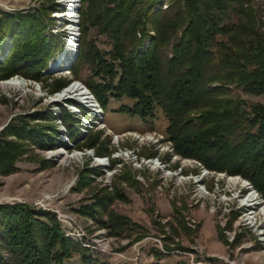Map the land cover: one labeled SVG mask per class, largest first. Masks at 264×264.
<instances>
[{"label":"trees","instance_id":"trees-1","mask_svg":"<svg viewBox=\"0 0 264 264\" xmlns=\"http://www.w3.org/2000/svg\"><path fill=\"white\" fill-rule=\"evenodd\" d=\"M249 1L168 0L163 8L165 0H79V40L68 68L71 77L53 78L50 91L78 80L102 111L110 99L127 97L133 103L118 110L151 124L160 109L165 139L177 153L209 169L240 174L264 197V103L247 104L230 95L232 85L264 95V34L257 33L254 12L244 6ZM41 13L0 9V54L6 40L11 45L0 62V79L13 74L50 78L42 71L56 49L45 34L51 22ZM91 28L104 36L109 48L99 47L89 36ZM47 33L52 36L49 29ZM63 110L70 141L103 154L102 131L88 132L78 142L81 122ZM40 114L28 117L39 119ZM26 127L10 121L2 128L1 135H14L16 141H0L1 174L14 170L12 163L22 153L16 149L28 136L40 148L54 144L46 131L30 128L27 133ZM122 176L127 178L126 173ZM114 195L127 200L114 185V194H95L78 211L110 234L122 236L131 221L109 207ZM143 237L141 233L134 239ZM73 254L84 264H94L88 249L62 235L51 212L0 204V264H65Z\"/></svg>","mask_w":264,"mask_h":264},{"label":"rangeland","instance_id":"rangeland-1","mask_svg":"<svg viewBox=\"0 0 264 264\" xmlns=\"http://www.w3.org/2000/svg\"><path fill=\"white\" fill-rule=\"evenodd\" d=\"M71 2L0 0V9L8 12L35 9L42 12L45 20L51 22L45 34L52 37L56 49L48 67L42 71L43 77L50 78L36 80L13 74L0 79V84L3 81L24 82L21 90L3 89L0 85V132L11 121L16 125L26 124L27 133L30 128L39 133L46 131L55 140L45 148L37 147L30 136L21 140L16 150L22 149V153L18 152L13 161L12 172L18 170L17 161L27 167L22 176L15 178L16 184L24 183L16 189L14 184L9 190L8 177L0 173V204H25L51 212L62 235L88 249L94 264H264V197L248 179L237 173L209 169L200 160L177 153L173 143L165 139L166 122L160 109L156 110L155 121L151 124L137 115L118 110L123 104L133 103L127 97L110 99L102 111L78 80L58 91H50L53 78L71 77L68 68L78 49L79 19L77 17L73 25V35L67 32L69 29L65 30L71 21H64L66 18L62 17L78 12L79 0ZM167 3L165 0L162 7ZM244 6L254 12L257 33L264 34V0H250ZM49 7L53 9L47 16L44 10ZM48 29L52 36L47 33ZM70 35L74 38L68 41ZM89 36L95 38L99 47L109 48L104 36H97L94 28L90 29ZM9 46L10 41L6 40L0 62L8 54ZM73 85L80 90H70ZM84 90L93 102L83 98L87 94L79 95ZM230 90L232 97L244 99L247 104L264 103V95L247 94L235 85ZM60 94L61 98L56 101ZM67 97L77 102L72 103ZM63 108L81 122L76 137L78 142L82 143L88 132L102 131L99 139L105 150L103 154H97L94 147H78L70 141L63 124ZM35 112L41 113L39 119L28 117ZM145 133L163 135L164 139L158 136L141 139ZM7 139L16 138L0 134V141ZM57 149L62 153L55 155ZM74 154L78 157H73ZM68 156L72 158L62 162ZM100 158L105 159L106 165L96 164ZM88 169L92 170L85 172ZM87 173L89 177L85 179ZM124 173L126 179L122 176ZM81 178L85 181L80 182ZM114 185L127 200L114 195L109 207L131 221L122 236L110 234L78 211V207L91 201L95 194H114ZM55 208L66 220L57 216ZM155 222L160 223L161 230ZM78 230L82 232V240L77 238ZM141 233H144L142 239H134ZM96 235L105 239L107 249L94 245L92 240ZM87 243L89 247H85ZM121 251L125 257L112 254ZM64 263L84 264L78 254Z\"/></svg>","mask_w":264,"mask_h":264},{"label":"bare ground","instance_id":"bare-ground-1","mask_svg":"<svg viewBox=\"0 0 264 264\" xmlns=\"http://www.w3.org/2000/svg\"><path fill=\"white\" fill-rule=\"evenodd\" d=\"M67 1H69L70 3H72L71 2V0H67ZM71 13V12H70ZM69 15H71V14H69ZM73 15V14H72ZM1 87L3 88V89H9V88H11V87H15V88H18V89H22L23 88V86H24V82H21V83H16V82H12V81H3V82H1ZM76 85H73L71 88H70V90H73L74 89V91H79L80 89L78 88V87H75ZM67 92V91H66ZM68 92H69V90H68ZM68 92H67V95H68ZM83 94H87L85 97H83L86 101H90V102H93V98H91L90 96H89V93L87 92V91H83V92H80L79 93V95H82L83 96ZM65 97H66V95L64 96V97H62L63 99H65ZM61 98V94H60V96H58L57 98H56V101H59V99ZM82 98V99H83ZM90 105H92V104H90ZM94 105V104H93ZM92 105V106H93ZM48 153H51L52 154V152H48ZM61 154L62 153V150L61 149H57L56 151H55V155L56 154ZM78 157V155L77 154H74L73 155V157ZM70 158H72V157H70ZM69 156L68 157H64L63 158V160H62V162H66V161H68L69 159ZM96 164L97 165H106V162H105V159L104 158H100V159H97L96 160ZM250 208L252 207V206H249ZM247 220H249V218L247 219ZM253 222V221H252ZM70 233H72V232H70ZM75 233V232H74ZM67 236V235H66ZM83 235H82V232H80L79 230L77 231V238L79 239V240H82L81 239V237H82ZM98 235H96V239H94V240H92L93 241V243H94V245H97V246H101L102 248H106V247H108V244L107 243H105L104 241H105V239H103L102 240V238L101 237H97ZM72 238V237H71ZM104 238V237H103ZM76 239V238H75ZM90 246V244L89 243H87V245L85 246V247H89ZM98 248V247H97ZM107 249V248H106ZM105 250V249H104ZM103 252V251H102Z\"/></svg>","mask_w":264,"mask_h":264},{"label":"crops","instance_id":"crops-1","mask_svg":"<svg viewBox=\"0 0 264 264\" xmlns=\"http://www.w3.org/2000/svg\"><path fill=\"white\" fill-rule=\"evenodd\" d=\"M16 166L18 167L17 171L11 172L8 176L6 175V177H8V180L6 182V186H7V188L9 190H10L11 186L16 184V180H15L16 176H18V175L22 176L28 170L27 167H24L23 165H20V161L19 162L17 161ZM23 183H24V181H21V182L19 181V183L16 184L15 189L18 188V187L20 188ZM29 193L30 194L31 193L35 194V192H32V191H29Z\"/></svg>","mask_w":264,"mask_h":264},{"label":"built area","instance_id":"built-area-1","mask_svg":"<svg viewBox=\"0 0 264 264\" xmlns=\"http://www.w3.org/2000/svg\"><path fill=\"white\" fill-rule=\"evenodd\" d=\"M166 7V5H164V8ZM139 35V34H138ZM158 136V138L160 139H164V137H163V135H156V134H151V133H145V134H142L141 135V139H146V138H149V137H152V138H154L155 139V137H157ZM158 140V139H157ZM147 160H150V159H147ZM53 211H57V216L58 217H60L61 219H63V220H66L65 219V217H63V215H61V213L59 212V210L57 209V208H55V210H53ZM124 252V251H123ZM123 252L121 251V253L120 252H113L112 254L113 255H117V256H122V257H125L124 255H123Z\"/></svg>","mask_w":264,"mask_h":264},{"label":"clouds","instance_id":"clouds-1","mask_svg":"<svg viewBox=\"0 0 264 264\" xmlns=\"http://www.w3.org/2000/svg\"><path fill=\"white\" fill-rule=\"evenodd\" d=\"M73 9V8H72ZM69 11V10H68ZM73 11V10H72ZM66 14H65V16H63V17H65L66 18ZM77 17H78V13H77V11L75 12V17H74V20L73 21H71L70 23H69V26H68V28L66 27L65 28V30H68L69 28V30L67 31V32H73L72 30H73V25L77 22ZM67 18H68V16H67ZM67 18H66V20H64V21H69V20H67ZM71 19V18H70ZM72 20V19H71ZM67 24V23H66ZM72 28V29H71ZM71 34H73V35H75V33L73 32V33H71ZM73 35H70V37L68 38V41L69 40H71L70 38H74L73 37ZM93 96V95H92ZM67 99L69 100V99H72L71 97H67ZM95 99V98H94ZM70 102H72V103H75V102H77L76 100L75 101H70ZM83 103V102H82ZM72 105H75V104H72ZM99 105V104H98ZM75 106H77V105H75ZM78 107V106H77ZM100 107V106H99ZM79 108V107H78ZM101 109V108H100ZM102 110V109H101Z\"/></svg>","mask_w":264,"mask_h":264},{"label":"water","instance_id":"water-1","mask_svg":"<svg viewBox=\"0 0 264 264\" xmlns=\"http://www.w3.org/2000/svg\"><path fill=\"white\" fill-rule=\"evenodd\" d=\"M9 50V49H8ZM77 83L78 84H80L81 86H83V84L81 83V82H79V81H77ZM85 87V86H84ZM87 89V88H86ZM88 90V89H87ZM89 91V90H88ZM90 95H92L91 93H90Z\"/></svg>","mask_w":264,"mask_h":264}]
</instances>
